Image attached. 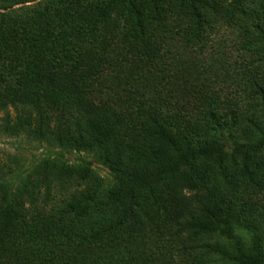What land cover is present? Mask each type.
<instances>
[{
  "label": "trees",
  "instance_id": "trees-1",
  "mask_svg": "<svg viewBox=\"0 0 264 264\" xmlns=\"http://www.w3.org/2000/svg\"><path fill=\"white\" fill-rule=\"evenodd\" d=\"M236 1L230 5L244 8L255 0ZM218 5L47 0L26 14L0 13V130L91 153L117 177L103 194L89 165L45 159L16 185L0 168V264L141 259L137 250L160 231L185 190L199 215L175 218L174 234L233 239L234 228L241 229L251 234L249 249L238 238L232 252L219 244L208 249L230 264H264V226L252 203L255 193L264 194L262 82L251 83L249 109L210 108L200 120L157 89L148 98L133 89L114 100H103L100 90L104 72L118 67L115 59L154 66L164 45L201 48L225 18Z\"/></svg>",
  "mask_w": 264,
  "mask_h": 264
},
{
  "label": "rangeland",
  "instance_id": "rangeland-1",
  "mask_svg": "<svg viewBox=\"0 0 264 264\" xmlns=\"http://www.w3.org/2000/svg\"><path fill=\"white\" fill-rule=\"evenodd\" d=\"M46 1L15 4L0 0V13L26 14ZM240 1L248 3L250 0L236 2ZM217 2L225 18L212 25L201 48L164 45L154 66L115 59L118 67L111 66L102 77V99L114 100L133 89H138L144 98H148L157 89L163 96H174L182 107L192 109L193 116L198 120L210 108L249 109L253 101L250 95L254 89L251 83L257 81L264 85V0H255L254 4L244 8L232 7L230 4L233 0ZM135 50L140 51V47ZM248 50L253 54L249 55ZM195 92L198 97L193 96ZM137 97L141 98L139 95ZM193 97L197 98L196 101ZM2 116L3 113L0 114ZM230 141L225 136L221 138L227 152L232 150ZM239 142L245 143L246 140L239 139ZM262 155L264 157V150ZM53 158L73 165H89L102 178L103 194H107L117 183L115 173L100 164L91 153L65 150L24 135L11 136L0 130V168L7 175L12 172V176H8L12 177L13 184L19 183L43 160ZM190 194L185 190L175 195L173 210L169 215H164L160 231L137 250L136 256L141 259L131 257L125 264H139L142 260L146 264H230L208 247L219 244L232 252L233 241L238 238L246 249L250 248L251 234L237 228H234L233 239L200 235L190 240L187 232L174 234L175 218L185 221L190 215H199L188 202ZM255 195L252 203L259 211L254 217L259 218L264 226V194ZM261 248L264 257V241H261Z\"/></svg>",
  "mask_w": 264,
  "mask_h": 264
}]
</instances>
